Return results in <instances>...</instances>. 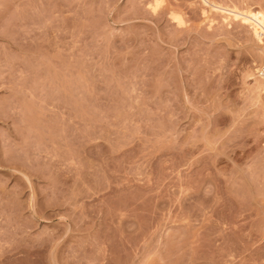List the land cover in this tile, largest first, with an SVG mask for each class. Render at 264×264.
Wrapping results in <instances>:
<instances>
[{"label":"rangeland","instance_id":"obj_1","mask_svg":"<svg viewBox=\"0 0 264 264\" xmlns=\"http://www.w3.org/2000/svg\"><path fill=\"white\" fill-rule=\"evenodd\" d=\"M206 1L0 0V264H264V51L214 7L264 0Z\"/></svg>","mask_w":264,"mask_h":264},{"label":"bare ground","instance_id":"obj_2","mask_svg":"<svg viewBox=\"0 0 264 264\" xmlns=\"http://www.w3.org/2000/svg\"><path fill=\"white\" fill-rule=\"evenodd\" d=\"M156 1L158 3V0H156ZM203 1H204V3L209 2L206 0H203ZM207 4H209V3H207ZM214 7L216 10H220L223 13V15H224L223 19L226 20L227 22L232 19V20H235L237 22H240V24H242V25L244 24V25L249 26L251 28L252 35L255 37V39L257 41L256 43L257 44L259 43L261 45L263 51H264V9H259V10L240 9L236 6L230 7V6H222V5H218V4L215 5ZM214 7H212V9ZM262 69L264 71V67H262ZM262 75H263V73H262ZM256 82L259 85V82H262V80L259 79V81L256 80ZM263 83H264V81L262 82V84Z\"/></svg>","mask_w":264,"mask_h":264}]
</instances>
